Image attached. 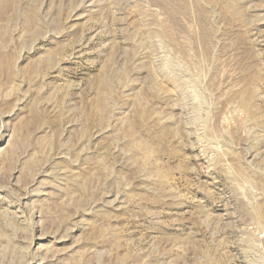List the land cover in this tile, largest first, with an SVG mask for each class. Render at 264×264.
Instances as JSON below:
<instances>
[{
  "label": "rangeland",
  "instance_id": "374dc122",
  "mask_svg": "<svg viewBox=\"0 0 264 264\" xmlns=\"http://www.w3.org/2000/svg\"><path fill=\"white\" fill-rule=\"evenodd\" d=\"M0 264H264V0H0Z\"/></svg>",
  "mask_w": 264,
  "mask_h": 264
}]
</instances>
